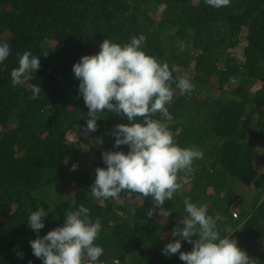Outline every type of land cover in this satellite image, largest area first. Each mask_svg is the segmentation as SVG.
<instances>
[{"label": "trees", "instance_id": "trees-1", "mask_svg": "<svg viewBox=\"0 0 264 264\" xmlns=\"http://www.w3.org/2000/svg\"><path fill=\"white\" fill-rule=\"evenodd\" d=\"M133 35L149 55L176 66L174 78L185 71L194 85L191 94L176 89L166 117L153 115L181 147L203 152L178 173L182 187L162 206L165 217L140 193L98 200L90 189L96 168L106 167L102 153L128 151L114 147L111 133L130 122L105 109L97 130L85 132L89 109L73 65L99 52L104 39L124 44ZM0 41L11 48L0 63V264H42L29 243L37 238L30 212L49 211L43 236L80 204L101 220L96 243L104 252L96 264H186L179 253H162L188 215L186 197L207 204L220 217L221 236L264 264V0H230L218 9L205 0H0ZM27 48L42 56L41 66L13 85L10 73ZM238 198L245 211L234 218ZM192 247L185 240L181 251Z\"/></svg>", "mask_w": 264, "mask_h": 264}, {"label": "clouds", "instance_id": "clouds-1", "mask_svg": "<svg viewBox=\"0 0 264 264\" xmlns=\"http://www.w3.org/2000/svg\"><path fill=\"white\" fill-rule=\"evenodd\" d=\"M212 8L229 5L230 0H205ZM142 37L133 35L124 44L106 38L96 54L84 55L73 65L79 80V92L89 109L85 132L97 130L99 113H115L127 118L128 124H117L111 133L115 148L127 145L128 151L106 150L102 153L106 167H97L91 194L96 199L119 200L123 192H136L150 197L160 214L168 210L162 206L171 201L182 184L178 173L190 169L195 160L203 158L198 146L181 147L168 124L153 115L167 116V105L173 100L176 89L191 94L193 83L187 76L173 77L176 66L170 68L166 61H159L143 49ZM11 55L9 43L0 41V63ZM42 56L27 48L18 57V66L10 76L13 85L31 77L41 66ZM175 83V88H173ZM41 84H36L37 92ZM137 117H142L137 120ZM103 137L96 143L103 144ZM78 164L72 165L76 170ZM187 217L180 220L172 233V242L162 249L164 255L179 253L186 264H256V259L239 246L230 235L221 236L219 216L209 214L208 205L184 199ZM155 208L150 209L152 216ZM49 215L43 207L32 210L28 216L29 227L37 238L29 241L33 255L42 264H96L104 249L96 243L102 230L99 217L89 215V208L80 204L65 214V221L47 234L40 236ZM193 237L198 239L193 240ZM193 245L191 251H181L183 241ZM31 264V262H29Z\"/></svg>", "mask_w": 264, "mask_h": 264}, {"label": "rangeland", "instance_id": "rangeland-1", "mask_svg": "<svg viewBox=\"0 0 264 264\" xmlns=\"http://www.w3.org/2000/svg\"><path fill=\"white\" fill-rule=\"evenodd\" d=\"M245 36H246V33L244 32V33H242L241 34V37H242V40H243V38H245ZM240 52H241V50H240ZM241 54V53H240ZM179 73H180V69H179ZM181 74H183L184 76H187L188 74L185 72V71H182L181 72ZM189 77V76H188ZM83 136V135H82ZM68 138L69 139H71V140H73V139H76L75 138V133H73V132H70L69 134H68ZM183 181L186 183L185 185L187 186L188 185V180L187 179H183ZM254 195V191L253 190H250V194H249V196L250 197H252ZM240 198H238L237 199V201L232 205V207H231V213H232V215H233V217H234V214H237V217L236 218H238V217H241V215L244 213V211H245V209H244V207L242 206V204L240 203L241 202V200H239ZM248 200V199H247ZM243 201V200H242ZM235 218V217H234ZM229 231H231V228L229 229Z\"/></svg>", "mask_w": 264, "mask_h": 264}, {"label": "built area", "instance_id": "built-area-1", "mask_svg": "<svg viewBox=\"0 0 264 264\" xmlns=\"http://www.w3.org/2000/svg\"><path fill=\"white\" fill-rule=\"evenodd\" d=\"M234 217L236 218L237 217V214H234Z\"/></svg>", "mask_w": 264, "mask_h": 264}]
</instances>
